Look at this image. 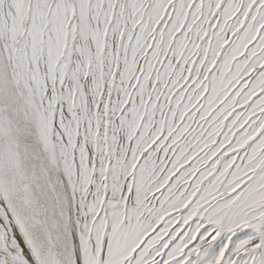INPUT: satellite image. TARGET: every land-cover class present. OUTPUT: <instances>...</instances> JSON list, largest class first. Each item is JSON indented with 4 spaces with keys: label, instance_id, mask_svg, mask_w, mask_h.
Returning <instances> with one entry per match:
<instances>
[{
    "label": "snow or ice",
    "instance_id": "snow-or-ice-1",
    "mask_svg": "<svg viewBox=\"0 0 264 264\" xmlns=\"http://www.w3.org/2000/svg\"><path fill=\"white\" fill-rule=\"evenodd\" d=\"M0 264H264V0H0Z\"/></svg>",
    "mask_w": 264,
    "mask_h": 264
}]
</instances>
